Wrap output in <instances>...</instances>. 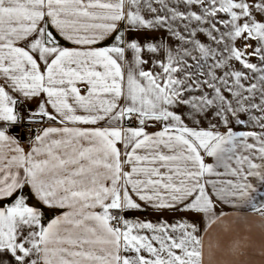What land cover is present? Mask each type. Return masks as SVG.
<instances>
[{
  "label": "snow or ice",
  "instance_id": "obj_1",
  "mask_svg": "<svg viewBox=\"0 0 264 264\" xmlns=\"http://www.w3.org/2000/svg\"><path fill=\"white\" fill-rule=\"evenodd\" d=\"M0 264H264V0H0Z\"/></svg>",
  "mask_w": 264,
  "mask_h": 264
},
{
  "label": "crops",
  "instance_id": "obj_2",
  "mask_svg": "<svg viewBox=\"0 0 264 264\" xmlns=\"http://www.w3.org/2000/svg\"><path fill=\"white\" fill-rule=\"evenodd\" d=\"M150 219H156V217L149 216Z\"/></svg>",
  "mask_w": 264,
  "mask_h": 264
}]
</instances>
